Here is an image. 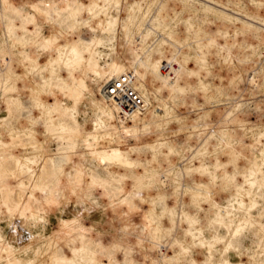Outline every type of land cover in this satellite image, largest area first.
<instances>
[{
    "label": "rangeland",
    "instance_id": "1",
    "mask_svg": "<svg viewBox=\"0 0 264 264\" xmlns=\"http://www.w3.org/2000/svg\"><path fill=\"white\" fill-rule=\"evenodd\" d=\"M93 1L0 0V264H264V0Z\"/></svg>",
    "mask_w": 264,
    "mask_h": 264
},
{
    "label": "bare ground",
    "instance_id": "2",
    "mask_svg": "<svg viewBox=\"0 0 264 264\" xmlns=\"http://www.w3.org/2000/svg\"><path fill=\"white\" fill-rule=\"evenodd\" d=\"M100 1L101 0H94L93 1V4H92L93 7H95V8H98V7L99 8H102L101 5L103 3L100 2ZM73 12H74V10H73ZM135 53H136L137 56H139L138 50L135 51ZM170 63H172V62H170ZM164 65H165V63L163 64V66ZM176 66H173V67L176 68ZM125 71H126V68L124 67V65L113 61L111 63L110 69L108 71H105V75L108 78V83L111 82L113 79L118 78L120 75H122L124 73H127ZM163 71H164V69H163ZM171 71H173V70H171ZM164 72H167V71H164ZM133 73L136 76V81H135L136 88L139 89L138 86H139V84H141V80L144 79V73H142L141 70H139V69H135ZM161 73H163V72H161ZM179 81H180V77L178 76L176 82H179ZM168 84L170 85L169 86L170 87V91H174L176 89V84H171V83H168ZM139 91L141 92V94L143 95L144 100H145L144 108L143 109H138V110L134 111L131 115L126 116V117H123L121 115V113H120L121 110H120L119 105L116 102H114L110 97H108L106 95L107 100H110L112 103L108 105L104 101V104H103L104 106L102 107L103 115H102L101 118H98L95 121V123H94L95 126H96V131H98V129H100L103 126V124H107V123H108V125L111 124V122L113 121V119L115 117L120 118L119 120L122 121V125H124L127 122V120H129V121L131 120L132 123H133V125H136L139 121L145 120V115H146V113L148 111L149 106H148L146 97L144 96L143 92L140 89H139ZM147 106H148V108H147ZM148 114H149V112H148ZM98 127H100V128H98ZM125 128H128V126L127 127L125 126ZM130 131H131V129H128L127 130V132H130ZM117 144H118V142H117ZM97 152L99 154V157L98 158L100 160V163H103V164H117V165L124 166V167H130L133 164V161L129 158V156L127 155V152L124 149H122L121 147H118V146H108L107 147V146H105V143H104V148H102V150H100V151L97 150ZM19 184L22 185L23 182L22 181H19ZM28 217L30 219L34 217V219H35L36 218V215H35L34 212H30L28 214Z\"/></svg>",
    "mask_w": 264,
    "mask_h": 264
},
{
    "label": "built area",
    "instance_id": "3",
    "mask_svg": "<svg viewBox=\"0 0 264 264\" xmlns=\"http://www.w3.org/2000/svg\"><path fill=\"white\" fill-rule=\"evenodd\" d=\"M173 66L176 65L173 64ZM163 69L174 75L169 63L165 62ZM135 81V74L129 71L113 79L105 86V94L119 105L123 117L144 108L145 100L139 89L136 88Z\"/></svg>",
    "mask_w": 264,
    "mask_h": 264
}]
</instances>
